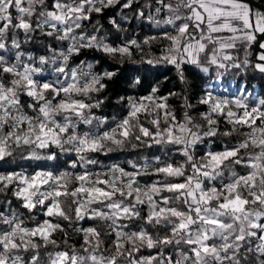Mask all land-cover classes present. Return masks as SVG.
<instances>
[{
    "label": "snow or ice",
    "instance_id": "1",
    "mask_svg": "<svg viewBox=\"0 0 264 264\" xmlns=\"http://www.w3.org/2000/svg\"><path fill=\"white\" fill-rule=\"evenodd\" d=\"M0 264H264V0H0Z\"/></svg>",
    "mask_w": 264,
    "mask_h": 264
},
{
    "label": "trees",
    "instance_id": "2",
    "mask_svg": "<svg viewBox=\"0 0 264 264\" xmlns=\"http://www.w3.org/2000/svg\"><path fill=\"white\" fill-rule=\"evenodd\" d=\"M115 11H109L108 16L114 15ZM107 27V19L101 21ZM125 27H128L125 25ZM130 33L140 32V29L135 26L133 22L132 27L129 28ZM140 32V35H143ZM97 58H100L101 54H94ZM91 58V57H90ZM103 67L109 70L116 71V77L108 82V88L103 95H106L108 99L105 101V105L100 112H104L111 116L115 113L120 105L116 103V99L120 96L127 95H144L149 86H154L159 84L162 91L174 90L178 87L175 80L174 72L167 71L163 66H151L140 62V55L135 54L131 60H112L109 57H103L102 60ZM139 79L141 81L140 85H134L133 81ZM195 84L196 77L192 76L190 78ZM252 84H257V81H251ZM101 159H104L101 157Z\"/></svg>",
    "mask_w": 264,
    "mask_h": 264
}]
</instances>
